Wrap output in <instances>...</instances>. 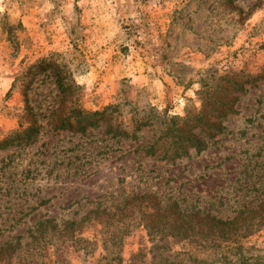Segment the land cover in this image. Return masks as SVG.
<instances>
[{
    "label": "rangeland",
    "instance_id": "rangeland-1",
    "mask_svg": "<svg viewBox=\"0 0 264 264\" xmlns=\"http://www.w3.org/2000/svg\"><path fill=\"white\" fill-rule=\"evenodd\" d=\"M168 127L206 148L172 158ZM8 138L0 264H264V226L207 219L264 213V0H0Z\"/></svg>",
    "mask_w": 264,
    "mask_h": 264
},
{
    "label": "trees",
    "instance_id": "trees-1",
    "mask_svg": "<svg viewBox=\"0 0 264 264\" xmlns=\"http://www.w3.org/2000/svg\"><path fill=\"white\" fill-rule=\"evenodd\" d=\"M61 83V82H59ZM235 85H238V83H235ZM62 86V83L60 84V87ZM240 89H243L242 86H240ZM209 99L210 102L212 101L215 103V109L219 116H225L227 112H234V105L237 101V98H233L230 101L221 102L214 92H209ZM211 102V103H212ZM206 103V102H205ZM212 103V104H213ZM219 105L223 106V109H219ZM78 114V117L85 119L87 116H90V113H87L83 110L76 109L75 110ZM195 120L201 122V126H203L205 129L209 130V136L213 137L214 135L221 133L224 130V127L217 123V122H210L207 120L204 113H200L199 115L195 116ZM89 124V123H88ZM198 125V124H197ZM63 127L68 126V122L62 123ZM138 129V128H137ZM38 128L33 126L28 127L23 132H18V136H24V139H31L35 133H37ZM163 140L166 138H170L171 142L174 146L172 151V158L179 157L182 154H186L189 147H196L198 151H202L206 148V143L204 140L200 139H193L190 135L184 134L180 132L179 130H174L173 128L168 127L164 132H162L161 137ZM11 143H15L14 140L8 138L0 143L1 147H7ZM154 145H156V141L151 144V148L147 150L148 153H154L156 150L154 149ZM264 202V199H263ZM258 211L256 209H247L244 211H241L239 215L235 216L233 219L228 220H222L220 218H215L213 216H209L207 219L213 223L216 228H218L219 231V237L223 238V240H229V242H233L234 240H239L242 237H247L253 232L257 231L260 227L264 226V213H257ZM254 213V215H253ZM253 221L250 226L246 224L248 220ZM51 220H47L43 225V230L46 229L47 223ZM70 224H75L74 222H69ZM248 225V226H247Z\"/></svg>",
    "mask_w": 264,
    "mask_h": 264
}]
</instances>
